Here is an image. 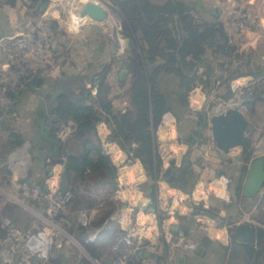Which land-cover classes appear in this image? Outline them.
<instances>
[{
  "label": "rangeland",
  "instance_id": "rangeland-1",
  "mask_svg": "<svg viewBox=\"0 0 264 264\" xmlns=\"http://www.w3.org/2000/svg\"><path fill=\"white\" fill-rule=\"evenodd\" d=\"M63 1L65 3L62 0H44L43 2L31 5L32 2L30 0H14L12 3H7V0H0V38L7 35L24 33L38 24L44 23L55 31L57 39L56 49L53 54L46 60H43L41 64H38V67L33 71L36 72L33 80H36V85L38 86L33 89L25 88L23 91L28 90L29 93H25L23 97H20L16 105L14 101L12 102L11 111H8L7 117L5 118L3 115H0V121H2L0 124L1 144L11 138V132L23 134L24 130L30 126V123L33 124L35 112L39 110L38 107L46 99L45 96L52 92L53 85L66 80L67 75L70 73L80 78V81L70 86L71 89L79 94V86H83L94 101L101 102H99L100 105L98 103L95 104L97 114L101 118L100 121L106 124V116L102 109L103 103L110 102L115 112L127 113L132 111L131 103L127 99L131 76L129 75L130 65L126 63V60L129 56H132L133 52L134 54L140 52L143 45L141 33L135 31L125 12L122 10L121 5L126 0H103L101 4L96 3L97 6L104 9L105 17L103 20H95L89 16L81 17L79 15L77 10L79 9L80 1L83 2L84 0ZM150 1L161 3L165 0ZM180 1L189 4L197 14L201 15V10L205 11L202 17L221 24L228 33L231 44L235 46L236 53L229 58L220 57L214 62L213 77L209 85L201 81H205L207 78V74H205L206 69L201 66L198 68V77L201 80L189 92V106L185 110L184 115L179 117L176 115L178 114V111H176V114L174 112H167L162 116L161 122L155 130L157 151L162 160V172H165L169 167V161L172 159L177 161L175 169H179L190 162L187 168H190L196 176L195 181L193 179L190 192L192 194L194 189H196L195 186L201 173L203 171L206 172V167H210L213 171L220 169L230 179L229 189L232 192L235 188V179L239 175L240 170L244 168L242 175V183H244L251 160L264 156V154L252 156V143H250L248 149L243 150L240 147L231 149L229 153H224L221 159L218 158V153L214 152V155H212L210 152H213L214 150L212 149H215L216 146L213 141L209 120L211 116L224 112L222 108L227 106V104L234 102L236 103L235 107L241 109V111L244 109V112H242L249 121L248 137L250 141L252 140L251 137L254 131L260 130V132L264 133V73L256 75L258 68H264V0H223L220 3L217 0ZM74 6L76 7L74 8ZM233 6L237 9H243L246 15L253 18L258 17L261 20L259 21V27L256 29L248 28L242 33L232 32L228 27V16ZM80 7L82 8V4ZM112 8L114 11H112ZM196 9L199 11H196ZM107 67H110V69L105 75L104 70ZM121 71L126 72L122 79L120 78ZM240 72L244 74L236 75ZM104 75L108 79L106 83H103ZM101 82L106 88L104 89L109 92L106 96L101 95L99 92ZM93 100H87L88 104H91ZM198 112H202L206 116L204 126H199L197 122L196 113ZM51 122L57 128L56 136L60 143H62V147L66 146L69 142L67 141V137L70 133V136L74 137V144L78 145L82 143L83 145L84 142H88L91 150L93 147V150L98 147L111 163L110 154L105 150L103 142L97 137L95 138V135L92 137L93 139L84 141V139L81 140L77 137L76 123L56 122L54 118ZM106 125L111 131L112 137V129L108 124ZM61 130L64 132L63 138ZM191 135L197 140L195 146L198 145L197 148L199 147V155L194 154L191 156V152L184 155V151L181 152V149L188 147L185 141ZM173 140L175 141L173 142ZM177 144L181 146V149H179ZM30 145V153L33 157L29 165L26 180L30 186H38L42 182V175L37 174L35 171V166L37 165L35 164L32 144ZM205 146L206 149L202 151L200 147ZM209 146L210 151L209 149L207 150ZM247 154L249 158L248 161H245L244 157ZM127 156L124 160L125 164L129 161L130 163L139 161L128 153ZM67 157V154H61L58 165L64 167ZM6 158L0 157V162L6 160ZM48 160L52 163L50 158ZM220 162H223L225 167L222 164L220 167H214V165H219ZM197 163H199L200 169L194 166ZM53 165H56V163L53 162L51 166ZM112 171L113 175L118 174L117 168L114 167ZM205 172L204 176H207ZM38 176L41 178L40 180L37 179ZM144 184L147 185V183ZM61 187L71 188L64 175ZM214 191V188L208 184L203 190L204 194H202L208 200H212V207H210L211 205H206V203L199 202L198 198H195L192 204L190 203V210H194V205H202L214 210L216 211L215 216L210 217L217 221L218 224L224 223V220L228 221L223 218L231 219V217L241 222L257 224L258 221H261L264 224V188L255 197L247 200H236V204L233 202L231 205V202L227 203L215 197ZM233 201L235 200L233 199ZM8 202L7 207H9L10 213L14 215L15 212L16 216L19 215L16 221L11 215L15 224L13 229L25 234L27 237L31 236V234L34 235L33 232L37 230L36 228L45 227L50 223V220L43 216V211L39 210L37 208L39 206L37 205L36 207L32 200H24L22 202L10 200ZM41 204L46 210V202H41ZM5 213L6 216L7 209ZM26 213H30L31 224L28 227L25 226L26 228L23 229L21 224L27 223ZM205 215L209 216L208 214ZM67 239L64 244L68 242ZM0 247L1 253L3 249L2 243ZM19 250L18 245L12 239L10 243H7V258L6 256H2L0 264H30V261L31 263L32 260L34 261L35 257L33 255L23 254ZM35 250L32 248L31 254L35 253ZM132 255H134V252L131 251L130 254L119 257L128 259V263H126L129 264ZM6 259L7 262H5ZM151 263V261L150 263L148 261L144 264Z\"/></svg>",
  "mask_w": 264,
  "mask_h": 264
},
{
  "label": "crops",
  "instance_id": "crops-1",
  "mask_svg": "<svg viewBox=\"0 0 264 264\" xmlns=\"http://www.w3.org/2000/svg\"><path fill=\"white\" fill-rule=\"evenodd\" d=\"M38 109L35 112L33 124L30 123V126L24 130L23 135L27 142L38 140L37 150L33 148V145L32 148L35 164L37 165L35 166V171L37 174L42 175V182L39 185L42 186L41 192L43 194L61 186L65 173L64 167L58 165L61 154L83 156L88 150L91 161L97 162L95 159H97L98 151L97 149L93 150L94 147L92 151L88 142H84L83 145L82 143L74 144V137L70 136V133L67 137L69 142L64 146L65 148L62 147V143L56 136L57 128L51 122L53 118L56 122L61 121L51 115H47L45 118L41 105ZM39 116L44 120L45 127L54 126L50 132V136L53 139H50V137L46 138L40 133L41 127L37 122V117ZM66 123L74 122L67 121ZM95 129L91 134L92 136L89 134L84 138V141L86 138L93 139L94 135L95 138L97 137L102 141L105 150L111 156V165L117 168L118 174L113 175L103 167L92 168L88 165H83L78 172L75 170L69 172L68 183L70 184V189L74 192L73 201L58 213V217L64 221L69 234L67 237L68 242L64 244L62 252L64 261L62 262L65 264H79L80 262L81 264V260L84 259L89 264H112L117 258V254L122 253L124 255V245H120L118 249H116V246L121 238L127 237L132 245V252L137 250L134 252V255L137 256V261L140 257L139 261L143 264L148 261L154 264L155 258H163L164 264H179L180 261L183 262L185 257L193 260V264H197L200 258L195 254L196 250L186 249L175 243L172 244L171 241L175 240L178 235L177 232H179L182 233L181 238L188 241L197 242L203 237L213 241L211 250L201 260H205V264H225L232 245L231 228L228 222L234 221V219L231 216V219L223 218L228 221L224 220V223L221 224L219 222L220 224H218L217 221L205 214L192 215V210L189 207L195 198H198L199 202L211 205L210 207L213 206L211 204L212 200L210 201V199L208 200L206 196L202 195L204 194V188L208 184L214 188L215 197L227 203L231 202L230 205L233 202L236 204V200L234 199L235 201H233V191L231 192L229 189L230 179L224 175L222 170L216 169L213 171L210 167H206V172L203 171L201 173L193 193H186L172 187L165 180L156 181L150 179L145 174L146 171L139 161L133 163L129 161L125 164L124 160L125 157H128L127 153L113 140L107 125L103 121H99ZM192 138L191 142L187 144L188 147H184V149H181V146L177 144L181 152L184 151V155L190 152L191 156L194 154L199 155L200 153L199 147L197 148L198 145L195 146L194 143L196 139L194 136ZM209 148L210 146L207 147V150ZM200 149L203 151L206 146L200 147ZM212 150L214 151L210 153L212 155H214V152L218 153L219 159L224 156V153L217 148ZM101 153L104 155L103 152ZM49 158L52 163L48 160ZM53 162L56 165L51 166ZM221 164L225 167L223 162H220L219 165H214V167H220ZM194 166L200 169L199 163ZM204 172L207 173V176H204ZM81 173L84 174L82 177ZM130 177L132 178L130 179ZM37 179L40 180L41 178L38 176ZM143 183H147V185H143ZM142 185L146 187L143 188ZM153 187L156 189L155 204L152 199ZM32 201L36 207L37 205L39 206L37 208L43 211L44 216L45 209L40 202L41 200ZM149 202H151L150 206H148ZM150 208H156L158 212L161 211L167 214L162 224L159 223L157 212H152ZM26 214L27 223L21 224L23 229L31 224L30 213ZM84 214H86L85 217L87 219L86 226L82 225ZM7 219L14 227L15 224L8 214ZM178 225H180L181 230H174ZM36 232L37 230L33 232L34 235L31 234L29 236L28 244L37 250L40 248L41 241ZM83 242H95L99 251V258L92 257L84 246L82 247ZM219 248L220 251H217ZM140 252H148L151 256L140 255ZM221 254L222 256H220Z\"/></svg>",
  "mask_w": 264,
  "mask_h": 264
},
{
  "label": "trees",
  "instance_id": "trees-1",
  "mask_svg": "<svg viewBox=\"0 0 264 264\" xmlns=\"http://www.w3.org/2000/svg\"><path fill=\"white\" fill-rule=\"evenodd\" d=\"M13 1L7 0V3ZM43 1L30 0L31 5ZM121 6L131 26L135 31L141 33L143 45L140 52L136 54L133 52L132 56L126 60V63L130 65L129 75L131 76L127 99L131 103L133 112H115L110 102L103 103L102 109L106 116L105 122L112 129L113 140L119 144L122 150L140 161L150 179L159 180L162 177V160L157 151L155 130L161 122L162 116L167 112L176 114V111H178L177 116L184 115L189 106V92L201 80L198 77V68L201 66L206 69L207 78L205 81H201L209 85L213 77L214 62L220 57L229 58L235 55L236 49L221 24L202 17L205 12L203 10H201V15L197 14L186 2L165 0L155 3L150 0H126ZM196 11L199 10L196 9ZM109 69L110 67L105 68V75ZM256 72V75H261L264 73V68H258ZM243 74L240 72L236 75ZM78 81H80L79 77L71 73L68 74L66 80L53 85L52 92L45 96L46 99L40 105L45 118L47 115H51L63 123L67 121L76 123L77 137L82 140L96 130L95 126L101 120L95 108V104H99L100 101H94L83 86H79V94L71 89L70 86ZM104 82H108L106 77L103 79ZM103 83L101 82L99 92L106 96L109 92L105 90ZM36 84V80H31L27 83L26 88H36L38 86ZM25 93L27 94L29 91L25 90L15 96V105ZM90 99L93 101L88 104L87 100ZM196 114L199 126H204L205 114L202 112ZM37 122L41 127L40 133L46 138L53 139L50 132L54 126L45 127L46 124L40 116L37 117ZM10 135L9 140L3 144L0 143V157L3 159L27 141L23 134L11 132ZM192 137V135L187 137L185 142L189 144ZM30 143L37 150L38 140L35 139ZM96 149L98 151L97 162L91 161L88 150L83 156L68 155L64 164V177L67 182L69 181V172L74 170L78 172L83 165L92 168L103 167L113 174L114 167L102 155L101 150L98 147ZM193 179L195 181V174L190 168H187L179 171L177 180L172 182L171 186L190 193ZM37 187L42 191L41 185ZM70 190L73 192L72 189ZM6 209L7 214L11 218L13 216L16 221L19 215L16 216L15 212L12 215L7 206L3 215L6 214ZM193 209L209 216L216 214V211L202 205H194ZM83 246L92 257L99 258L95 242H83ZM118 256H123V254L119 253ZM130 259L129 264H143L139 261L141 258L139 257L137 261L135 255ZM62 261L64 260L61 253L58 260L51 264H65ZM81 264L89 263L82 259ZM154 264L163 263L158 260ZM179 264H183V262L180 261Z\"/></svg>",
  "mask_w": 264,
  "mask_h": 264
},
{
  "label": "built area",
  "instance_id": "built-area-1",
  "mask_svg": "<svg viewBox=\"0 0 264 264\" xmlns=\"http://www.w3.org/2000/svg\"><path fill=\"white\" fill-rule=\"evenodd\" d=\"M217 1L220 3L223 0ZM259 21L261 20L258 17L253 18L246 15L243 9L233 6L228 16V27L234 33H242L248 28L259 27ZM56 41L55 31L44 23H40L24 33L0 38V115L7 117L15 96L26 88L27 83L36 73L33 71L38 67L37 65L53 54L56 49ZM235 104L234 102L229 103L222 109L225 111L235 107ZM61 136L62 138L64 136L62 130ZM251 138L252 156L264 154V133L256 130ZM31 160L30 144L26 141L13 150L6 160L0 162V245L3 244L0 260L2 256L7 258V243L13 239L21 253L35 257L32 263L30 261V264H51L60 257L64 249V242L69 235L64 221L58 217V213L72 202L74 194L70 189L61 186L42 194L39 187L30 186L26 179ZM10 200L46 202L44 217L50 220V223L46 225L47 227L36 228L41 245L33 254H31L32 248L28 244L30 238L13 229L10 221L3 215ZM85 216L86 214L82 218L83 226L87 225ZM122 244L124 245L123 256L130 254L133 248L127 237L120 239L116 249ZM178 244L186 249L195 247L194 242L183 238L178 239ZM126 262L128 263V259L118 256L112 264H127Z\"/></svg>",
  "mask_w": 264,
  "mask_h": 264
},
{
  "label": "water",
  "instance_id": "water-1",
  "mask_svg": "<svg viewBox=\"0 0 264 264\" xmlns=\"http://www.w3.org/2000/svg\"><path fill=\"white\" fill-rule=\"evenodd\" d=\"M104 9L97 6L96 3L86 2L79 12L81 17L89 16L95 20H103L105 17ZM126 74L125 71L120 72V78ZM211 131L213 141L218 150L223 153H229L231 149L240 147L246 150L250 146V139L248 137L249 121L241 109L231 107L222 113L215 114L210 118ZM197 140L194 141L196 143ZM249 155H245L247 160ZM177 165V161L172 159L169 161V167L163 173L164 177H168L170 182L175 178L172 175V168ZM264 188V156H260L251 160L247 177L244 184L243 196L250 198L260 193ZM151 202L148 203V206ZM152 212L155 210L150 208ZM177 228V227H176ZM235 237L241 238L245 241L252 236V227L248 223H240L234 229ZM232 234V233H231ZM140 255L150 257L148 252H140Z\"/></svg>",
  "mask_w": 264,
  "mask_h": 264
},
{
  "label": "flooded vegetation",
  "instance_id": "flooded-vegetation-1",
  "mask_svg": "<svg viewBox=\"0 0 264 264\" xmlns=\"http://www.w3.org/2000/svg\"><path fill=\"white\" fill-rule=\"evenodd\" d=\"M33 78L34 77L32 76L30 81L33 80ZM244 160L248 161V159L246 160L245 157H244ZM188 164L186 163L185 166H183L179 169H175L174 168L175 166H174L172 168L173 169L172 175H174L175 178L173 180H171L170 182L168 181V177L163 176L164 172H162V177L159 180H165L166 182H168L171 185L172 182L177 180L179 171L186 170ZM243 172H244V168H242L240 170L239 175L235 179V188L233 190V199H235V200H247V199H250V198H253L256 196L255 195V196L250 197V198L243 196V190H244V184H245V181H244V183H242ZM246 177H247V175H246ZM245 180H246V178H245ZM156 181H158V180H156ZM152 191H153L152 199H153V203L155 204V202H154L155 201V193H156L155 187H153ZM153 209L155 210L154 212H157V214H158L157 216H158L159 223L162 224V222L167 217V214L164 212H161V211L158 212V210L156 208H153ZM197 214H203V213H199L198 211L192 210V215H197ZM240 223H248L252 227V236L247 241L234 236L233 229ZM228 224L231 228V233H232L231 234L232 245H231V248L229 250V256H228V259H226L225 264H264V224H262L261 221H258L257 224H253V223H249V222H241L238 219H236L234 221L231 220L228 222ZM176 227L174 230H179V231L181 230L180 225H178ZM177 234L178 235L175 238V240H172L171 242H172V244L175 243L176 245H180V244H178V239H181L182 233L177 232ZM194 244H195V247L192 250H196L195 254L198 256V258H200L199 261L197 262V264H205V260H201V259L205 258L207 255V252L209 250H211L210 248H212L213 241L209 240L208 238L203 237L197 242L194 241ZM167 247H168V245H167ZM218 250L220 251V248L217 249V251ZM220 256H222V254ZM158 260H161L162 263L164 264L163 258H155V262ZM193 263H194V261L188 257H185V259H183V264H193Z\"/></svg>",
  "mask_w": 264,
  "mask_h": 264
},
{
  "label": "bare ground",
  "instance_id": "bare-ground-1",
  "mask_svg": "<svg viewBox=\"0 0 264 264\" xmlns=\"http://www.w3.org/2000/svg\"><path fill=\"white\" fill-rule=\"evenodd\" d=\"M93 2V3H99V4H101V3H103V0H84L83 2L82 1H80V5H79V9L77 10V12L79 13L81 10H82V8L80 7L81 6V4H82V7L84 6V4L86 3V2ZM62 2H64L63 0H62ZM65 3V2H64ZM76 6H74V8H75ZM73 8V7H72ZM71 11V10H70ZM112 11H114V9L112 8ZM74 13V12H73ZM76 13V12H75ZM117 14V13H116ZM77 16V15H76ZM218 108V107H217Z\"/></svg>",
  "mask_w": 264,
  "mask_h": 264
}]
</instances>
